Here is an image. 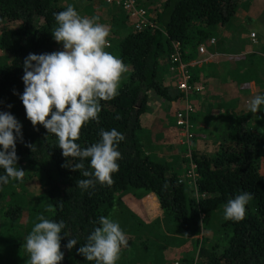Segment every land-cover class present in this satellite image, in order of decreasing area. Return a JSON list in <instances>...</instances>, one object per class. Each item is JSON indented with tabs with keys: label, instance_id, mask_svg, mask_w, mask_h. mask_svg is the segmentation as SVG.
I'll use <instances>...</instances> for the list:
<instances>
[{
	"label": "trees",
	"instance_id": "16d2710c",
	"mask_svg": "<svg viewBox=\"0 0 264 264\" xmlns=\"http://www.w3.org/2000/svg\"><path fill=\"white\" fill-rule=\"evenodd\" d=\"M61 1L0 0V50L5 59L0 61V111L10 112L22 125L23 142L16 143L17 167L25 162L44 172L47 203L53 208L48 219L65 222L61 233L64 252L61 264H95L78 255L77 249L98 226V218L109 215L115 196L136 190L155 196L163 218L173 224V236L190 238L196 258L181 257L187 264H264V172L260 171L264 134L260 128L252 127L241 113L223 112L222 115H229V122L213 135L214 151L205 154L194 151L191 124L189 158L194 163V177L186 178L187 157H180L183 173L178 174L170 169L174 161L147 154L142 143L145 130L139 123L150 92L169 99L168 89L161 86L159 75L161 60L172 51L171 43H178L183 63L194 60L197 46L208 43L210 38L213 44L207 50L218 49L219 41L215 40L218 31L231 21L239 1L161 0L158 9L147 15L150 24L139 30H133L126 15L115 8L116 16L120 17L114 20L112 15L114 21L110 26L117 37L109 40L114 45V55L127 66V76L113 99L101 101L99 122L86 123L76 142L81 148L91 146L99 141L101 129L115 128L125 137L118 145L122 159L117 161L118 171L112 174L114 183H96L87 190L77 186L78 180L87 178L79 170L72 171L79 158H64L55 135L47 133L41 125L34 128L26 119L19 99L24 89L25 57L29 53H50L56 45L51 36L55 26L53 13L68 6ZM142 5L146 10L145 0ZM234 61L232 57L222 61V69L227 66L225 74H230L231 79H234L231 72L239 65L247 67L243 61ZM193 69L189 70L188 83L196 79ZM25 144H34V150ZM83 163L85 170H90V159ZM3 174L0 169V175ZM7 185L0 184V198ZM241 192L251 193L253 197L246 205L244 218L226 220L223 206ZM19 207L15 202L10 204L7 215L15 218ZM216 210L221 211V218L216 227H211ZM207 229L211 236L205 238L203 233ZM68 239L77 240L71 250L65 247ZM128 243L122 247L118 261L125 250V255L130 253Z\"/></svg>",
	"mask_w": 264,
	"mask_h": 264
},
{
	"label": "clouds",
	"instance_id": "9594fccd",
	"mask_svg": "<svg viewBox=\"0 0 264 264\" xmlns=\"http://www.w3.org/2000/svg\"><path fill=\"white\" fill-rule=\"evenodd\" d=\"M55 26L51 36L62 45V50L50 53H29L23 61V93L19 99L25 116L35 128L41 125L47 133L54 134L64 158H79L72 171H80L83 177L77 186L83 190L96 183L111 185L112 174L117 172L122 154L118 145L125 137L115 128L101 129L99 141L81 148L76 142L80 131L89 121L99 122L101 101H109L118 94V88L127 66L122 59L105 51L108 46L109 27L98 23L96 17H82L69 4L65 10L53 13ZM264 105V95H256L248 101L250 113H257ZM11 107V105H9ZM117 119L120 117L117 116ZM264 134V128L259 129ZM17 140L23 142L22 125L10 112L0 111V184L21 180L25 174L17 167ZM31 151L34 144H25ZM90 159V170H85L84 160ZM167 184L164 185L166 189ZM251 193L241 192L228 199L223 206L226 220L244 218ZM48 211H53L49 206ZM22 247L28 254L25 264H61L62 230L65 222L36 217ZM98 226L87 236L77 254L95 264H117L122 247L127 246V236L118 222L100 216ZM76 239H68L65 245L71 250Z\"/></svg>",
	"mask_w": 264,
	"mask_h": 264
},
{
	"label": "rangeland",
	"instance_id": "374dc122",
	"mask_svg": "<svg viewBox=\"0 0 264 264\" xmlns=\"http://www.w3.org/2000/svg\"><path fill=\"white\" fill-rule=\"evenodd\" d=\"M160 1L161 0H154V1L152 0L150 3L149 2L146 3V8H147L146 10H147L148 16H151L152 12L155 9H158ZM71 2L75 5V9L83 8L82 11H84V13L92 9V7L90 6L89 7L84 6L86 4V0H73ZM246 3L247 1L240 3L241 5L239 6L238 12L241 13V11L245 10L243 8L244 6H246ZM79 11L81 10L77 9V12ZM97 13L96 11L92 9V12H90L89 14L96 17L98 23L105 24L109 27L110 34L107 38L108 46L105 48V51H108L114 55V51H113L114 45L111 46L112 43L109 40V38L117 37V35L116 36L113 35V33L111 32L110 25L112 21L117 20L120 16H114L112 17L114 18V20H112V18H109L108 15H106V17L103 16L102 18H98ZM81 15H83L82 17H89V15H85L83 13H81ZM244 20L245 21L241 22L240 28L238 27V24H235V29H239V30L234 35L232 40L236 41L235 43L240 47L239 51H242V52L248 51V53L244 52V53L239 54L237 58L240 62L245 61L247 64V67L246 68L243 67L241 69H235L231 72V75L234 76L235 82L246 83V85L247 83H251V82L255 83V86L257 89L255 90L254 93L249 94L248 93L249 90L246 92L244 90L242 91L241 88L232 89L231 88L232 85L226 83L225 87L227 86V93H225V98H223L224 100H226V102L224 106L222 103L221 97H220V100H221L220 111H222L220 112V115H222L223 112L241 113L244 115V118L247 121V123H250L252 127L256 126L258 128H264V105H261L260 110L257 113H255V115L249 112L248 106H247L248 101L254 96L264 95V3L262 5H260V3L258 4V8L255 12L254 17L252 18L246 17L244 18ZM250 33H253L254 35L253 39H250L251 38ZM235 43L233 44L235 45ZM59 50H62V45H59L56 43L52 52L59 51ZM200 56L202 57V55ZM3 60H5L3 57V52L2 50H0V61H3ZM161 62L163 63V65H166L167 67H169L170 64L168 62V55L167 57L162 59ZM185 70L188 72L189 77H190L191 75L187 67L185 68ZM168 71H166L168 76L170 74L172 79L176 78L175 79V87H176V82L179 78V72H176L175 70V73L174 72L168 73ZM126 76H127V73L126 72L123 73L120 82L124 80ZM192 86L193 87H191L187 91V97L189 98L188 101L190 100L192 92H193L192 96L196 97L194 92H198L200 90V88H198L196 85L192 84ZM228 87H230V92L232 93L234 91L237 93L239 92L238 94L241 98V102H235V104L233 105V98H231L232 95L230 94ZM176 89L178 91L180 99H175L174 102L177 103L180 109L182 106V94L178 90L177 87ZM205 91H206L205 97L207 99H210L216 94V87L214 84H206ZM179 101H180V104H178ZM207 103L209 102L207 101ZM166 107L168 110L169 106L167 105ZM193 112L194 111L191 112L192 115H193ZM157 116L159 117L160 120L162 119L172 124V121L168 118L166 113L163 112ZM227 116L229 117V115H222L221 120H218L220 124L219 127H215L211 125V128L214 131L215 130L219 131V129H221L223 126L228 124L230 117L228 119ZM256 118L260 119L258 123L255 121ZM161 123H162L161 125L164 124V122H161ZM155 131L158 132L159 129ZM192 131H193L192 133H194V128ZM213 139H214V136H213ZM195 143H197L198 146L203 147L205 151H208V152L213 151V146H214L213 142L197 141ZM167 145L169 146L167 149V151L169 152V155L168 157H166V159L167 161L172 162L171 160L174 157L173 154L176 152L177 146H173V143L171 141H169ZM180 145L181 147L179 148H181V150L179 149L176 154H178V156L180 157L181 156L187 157L188 159L189 153L191 150L190 141L186 143L183 139V143ZM176 159H179V158L177 157ZM180 164H182L181 167H183V163L181 162ZM18 167L22 168L25 171L23 178L19 181L10 180L8 185L5 187L3 194L0 198V264H25V261L28 259V254L25 252L24 248L22 247L24 238L30 233L34 224L38 222L36 220V217L38 215L42 214L46 218H49V215H50V212L48 211L49 207L47 203V192H46V182H45L46 179H45L44 172L38 167L33 166V165H28L25 162L20 164V166ZM170 169L172 171L174 170L178 174H182L181 171H178L173 167V164L170 167ZM260 171L262 173L264 172V151H263ZM147 194L148 193H144V191L136 190L134 193H124V194L115 196L113 206L107 217L118 222L121 229L125 233L128 229H130L129 222H136L140 220V217L142 215H139V213H136L138 211L137 205H140L139 203H142L141 199ZM14 202L19 204L20 207L17 212V216L15 218H12V217L10 218L7 215L6 211L8 209V206ZM220 213H221L220 210H216L213 213V217L211 220V227H216V225L218 224L219 219L221 218ZM167 221L168 220H165L163 218L162 214L159 215V218L156 217L152 221L151 219L148 220V222L151 224L155 222V226L156 224H166L167 229L165 230V233H167V235H171V236H165L163 238V242L162 240L160 242L161 245L160 243L156 242L158 240H154L155 247H156V249L154 250L155 251L154 253H156V255L161 254V253H164V251L167 249L172 258L170 259L172 261H170L168 264H172V262L173 264H187L186 262L182 261L180 258L183 256L188 257V255L194 259L196 258V255H195L196 252L191 247L192 241L190 240L188 236L186 237L173 236V224ZM125 222L127 223L124 225ZM160 231L162 233V229ZM210 236H211L210 230L207 229L206 231H204L203 237L206 238ZM144 242H145L144 245L147 248L151 247V245L153 244L152 242H149V243L146 242V240ZM133 246H136V245H133ZM146 251H149V250L142 251L143 256L145 255V253H148ZM150 252H152V248H150Z\"/></svg>",
	"mask_w": 264,
	"mask_h": 264
},
{
	"label": "crops",
	"instance_id": "0c3cea01",
	"mask_svg": "<svg viewBox=\"0 0 264 264\" xmlns=\"http://www.w3.org/2000/svg\"><path fill=\"white\" fill-rule=\"evenodd\" d=\"M71 1L73 0H62L61 3L64 5L71 4L75 7V5ZM238 1L239 3L235 9L233 18L226 27L224 28L221 27L219 29L217 38L216 39L214 38L215 40L219 41V44H216L218 49L213 48V51L210 52L207 50V46L209 45L208 47H210V45H212L213 43L208 42L206 44H200L202 45L205 52L201 54L197 53L196 58L194 60L186 62V66L188 70L192 71L193 67L195 68L193 69V73H195L194 76H196V79L193 83H189V84L191 85L194 84L198 88H200L198 92H194L196 97L192 96L193 94L192 92L190 97L191 101L189 100L192 105V111H194L193 115L191 114L190 116H192L191 124L194 128V136L192 142L195 149L194 151L196 152H203L205 154L210 153L208 151H205L203 147L198 146L197 143L195 142L214 141L213 135L215 134L216 130L214 131L211 128V125L215 127L220 126L218 120H221V116H222L220 115V112H222L220 111L221 100L224 106L226 102V100L223 99L225 98V93H227V86L225 87V84L226 83L231 84L232 89L241 88L242 91L244 90L246 92L249 90L248 92L249 94L254 93L255 90L257 89L255 83L253 82L247 83L246 85V83L235 82L234 79H231L230 74L229 75L225 74V72L228 70L227 66H225V69H222L223 67L222 61L225 57H232L235 61L238 62L239 60L237 58L239 54L244 52L248 53V51H243V52L239 51L240 47L235 43L236 41L232 40L234 35L239 30V29H235V24H238V27L240 28L241 22L245 21L244 18L254 17L255 12L258 8V4L260 3V5H262L264 3V0H238ZM244 1H247L246 6H244L243 8L245 10L241 11L240 13L238 12L239 6L241 5L240 3H243ZM145 3H148V1L145 0ZM84 6L86 7L90 6L94 11H96V13L98 12L97 13L98 18H102L103 16L106 17V15H108L109 18H111L112 15L113 16L117 15L116 13L117 10L115 9V7L106 4L104 0H86V4ZM77 9L81 10L78 12L80 15L81 13H83L85 15H89L90 18L94 17L91 14H89L90 12H92V9L86 11V13L82 11L83 8H77ZM253 36H251L250 39H253ZM233 43H235V45ZM200 55H202V57ZM243 62L245 66H247L246 62L245 61ZM166 67H167L166 65L161 66V71L159 76L162 79L161 86L166 87V89H168L169 99L161 98L158 95L153 94L151 92L149 93L146 101L147 109L139 116L140 126L145 130V132L142 135V143L144 146V150L147 154L156 156V158H163L167 161L166 157H168L169 155V152L167 151L169 146L167 145V143L171 141L173 143V146H177L176 152L173 154L174 155L173 158H177V157L179 158L177 160H173L172 158L171 160L172 163L174 161L173 167L176 170L181 171V173H183L182 170L183 167H181L182 164H180L181 163L180 156H178V154L176 153L179 149L181 150V148L179 147H181L180 144L183 143L184 136L183 133L180 131V129L174 125V117H173L174 111L179 109V106L174 101L175 99H180V98L178 91L175 87L176 78L172 79L170 74L168 76L166 72L169 69L168 73L170 72L175 73L176 69H170L169 67H167L168 68L167 69ZM241 68L242 66L239 65V68L237 69H241ZM176 72L178 71L176 70ZM206 84H214L216 87V94L210 99H207L205 97ZM228 89L230 92V87H228ZM238 93L235 91L233 93L230 92V94L232 95L231 98H233V105L235 104V102H241V98ZM207 101L209 103H207ZM178 104H180V101ZM167 105L169 106L168 110L166 107ZM182 106H183V100H182ZM163 112L167 114L168 118L172 121V124L170 122L159 119L157 115ZM255 121L258 123L260 119L256 118ZM161 122H164V124L161 125L162 124ZM158 129H159L158 132L155 131ZM214 149L215 147L213 146V151ZM141 202L142 203H139L140 205H137L138 211L136 213H139V215H142L144 217L141 216L140 220L136 222H129L130 229H128L125 232V234L128 236L127 237V241L129 242L128 245L131 246L129 247L130 253H128V255H125L127 253L125 250L124 255L121 256V259L120 261L117 262V264H168L170 261H172L170 260L172 258L167 249L164 251V253L161 254L156 255V253H154L155 252L154 250L156 249L154 240H158L156 242L160 243L161 240L163 242V238L165 236H171L165 233L167 226L166 224H156L155 226V222H153V224L148 222V220L150 219L152 221L156 217L159 218V215L161 214L157 200L153 194L148 193L141 199ZM126 223L127 222H125L124 225ZM161 229H162V233L160 231ZM145 240L148 243L149 242L153 243L151 247L149 248L145 247L144 245ZM150 248H152V252H150ZM145 250H149V251H146L148 253H145V255L143 256L142 251Z\"/></svg>",
	"mask_w": 264,
	"mask_h": 264
},
{
	"label": "built area",
	"instance_id": "2783aa9c",
	"mask_svg": "<svg viewBox=\"0 0 264 264\" xmlns=\"http://www.w3.org/2000/svg\"><path fill=\"white\" fill-rule=\"evenodd\" d=\"M143 1L144 0H104L106 4L115 7L126 15L130 20V26L133 30H139L144 25L150 24L147 20L145 7L142 5ZM250 36H253V33H250ZM209 43H213V38L209 39ZM171 47L172 51L168 54L169 68L176 69L179 72V79L176 82V87L181 92L183 100V106L180 109L175 110L173 113L174 125L183 133L184 141L187 143L192 136L189 119V113L192 111V106L188 101L187 91L193 86L187 82L189 74L185 70L186 63H183L179 58L178 43L172 42ZM197 52L200 54L205 52L202 45L197 46ZM185 176L186 178L194 177V163L190 158H188Z\"/></svg>",
	"mask_w": 264,
	"mask_h": 264
}]
</instances>
